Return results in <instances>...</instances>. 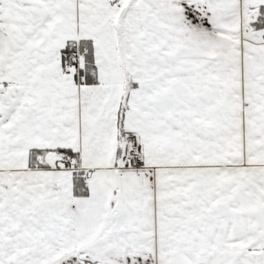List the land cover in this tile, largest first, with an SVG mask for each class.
<instances>
[{"label":"snow or ice","instance_id":"1","mask_svg":"<svg viewBox=\"0 0 264 264\" xmlns=\"http://www.w3.org/2000/svg\"><path fill=\"white\" fill-rule=\"evenodd\" d=\"M0 264H264V0H0Z\"/></svg>","mask_w":264,"mask_h":264}]
</instances>
